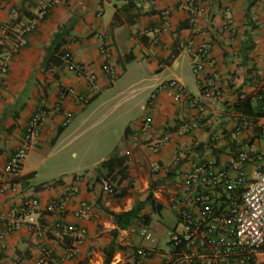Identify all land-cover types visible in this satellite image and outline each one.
<instances>
[{
  "label": "crops",
  "instance_id": "0c3cea01",
  "mask_svg": "<svg viewBox=\"0 0 264 264\" xmlns=\"http://www.w3.org/2000/svg\"><path fill=\"white\" fill-rule=\"evenodd\" d=\"M48 1L5 0L6 6L0 8V26L16 29L27 25ZM52 1L53 7L37 23L23 47L15 53L5 47L0 49V62L7 60L6 73H0V172L18 148L36 109L42 106L47 112L21 169L14 176L4 177L7 191L0 195V233L4 234L0 240V264H35L43 250L49 252L47 264H104L112 245L120 249L113 253L110 264H135L136 248L153 250V241L136 245V241L144 239L139 233L142 226L135 224L119 231L104 210L129 211L145 200L153 184L154 195L169 196L182 173L207 158H213L217 168H222L230 156L251 145L264 152V105L255 90L264 77V0ZM227 6L235 34L222 28ZM12 9L17 13L12 14ZM71 23V41L64 51L74 64L86 65L96 73L93 94L89 93L88 78L75 75L67 66L42 70L45 49L58 29ZM251 28L253 48L246 50L244 35ZM161 30L159 36L157 32ZM184 42H191L193 48L208 43L213 67L200 74L194 72L195 57L181 49ZM102 46L110 50L109 59L100 53ZM107 64L114 69V76L103 70ZM168 81L183 85L203 112L191 108L186 100H176L171 89L161 88ZM210 82L221 89L220 99L201 95L202 88ZM65 88H73L83 100L78 103L76 96L61 97L60 91ZM128 91L130 96H124ZM114 102L115 107L125 109L126 115L134 109L144 115L124 130L116 153L126 160L128 177L119 187L111 183L116 192L109 195L102 190L106 179L96 175V167L66 177L64 173H54L53 166L60 155L57 148L63 142L61 138L73 119L81 115L82 124ZM259 111L263 115L258 116ZM65 112L72 115L68 122ZM236 116L245 118L249 128L232 135ZM192 122L203 127L177 136L183 125ZM227 133L225 139L212 143L213 137ZM169 134L172 138L153 153L151 146ZM77 157L72 153L73 159ZM156 164L160 170L153 172ZM252 170L247 166L248 175ZM80 175L85 180L78 183L75 177ZM75 185L78 191L71 195ZM123 187L125 195L118 197ZM29 199L39 202L36 227L23 225L16 232L5 233L6 225L16 219L13 210ZM55 200H65V209L51 210ZM80 202L88 203L91 211L88 216L75 218ZM163 206L168 207V203ZM144 212L153 221L148 207ZM56 224L82 228L85 238L76 241L69 235L57 237L53 230ZM146 228L151 229L152 222ZM72 247L77 255L65 260V253Z\"/></svg>",
  "mask_w": 264,
  "mask_h": 264
},
{
  "label": "built area",
  "instance_id": "2783aa9c",
  "mask_svg": "<svg viewBox=\"0 0 264 264\" xmlns=\"http://www.w3.org/2000/svg\"><path fill=\"white\" fill-rule=\"evenodd\" d=\"M6 6L5 0H0V8ZM53 1L42 6L34 20L27 25L11 28L8 25L0 26V49H10L15 53L27 42V37L34 31L38 22L43 21ZM16 14V10H11ZM169 12H164L167 18ZM223 30L235 34L233 18L229 6L224 9L222 22ZM163 30L158 31L160 36ZM183 51L193 53L195 57L194 72L202 73L205 68H212L213 62L209 58L210 45L202 43L193 48L191 42L180 44ZM110 50L107 46L100 48V53L105 59L110 58ZM67 68L77 76L86 77L89 81V93L93 94L96 86V73L88 66L74 64L70 56L66 54ZM103 70L115 75L114 69L108 64ZM7 71V60L0 62V73ZM161 88H169L174 91L176 100H186L188 105L197 112L202 113L203 107L198 101L188 95L180 83L168 81ZM257 98L264 101V77L262 83L255 85ZM201 95L207 99H220L221 89L214 82L207 83L201 90ZM61 97H75L73 88H65L60 91ZM76 102H81V97H75ZM47 116L46 109L39 106L30 118L25 134L11 156L10 160L0 172V195L7 191L6 175H16L23 164L31 147L35 143L40 129ZM65 122L71 119V113H64ZM236 124L232 135L243 133L249 128L247 120L241 116L235 117ZM202 124L192 122L183 125L178 130L177 136L201 129ZM229 133L212 138V143L225 139ZM231 135V134H230ZM172 138L167 135L151 146L153 153L159 152L161 147ZM247 166L253 168L252 174L246 172ZM160 170L159 165L153 166V172ZM234 173V175H232ZM85 180L84 175L76 176L75 181L80 183ZM102 190L114 195V187L109 180L102 183ZM174 191L169 195L168 208L174 213L177 226L168 233L170 249L166 251L153 248H136L137 262L135 264H264V152L257 151L253 145L246 150H241L230 156L222 168H217L213 158H207L200 163L193 164L187 171L182 173L179 180L174 184ZM78 191L75 185L70 194ZM65 200H55L50 204L51 210L62 211L65 209ZM39 202L29 199L13 210L16 219L6 225L5 233L16 232L23 225L29 228L36 227ZM91 206L86 202H80L78 210L74 213L75 218L88 216ZM57 237L69 235L76 241L83 240L86 231L75 226H63L56 224L53 228ZM140 236L151 239L148 229L142 228ZM4 237L0 233V240ZM77 255V250L72 247L64 255L65 260H71ZM49 252L42 251V257L35 264H47ZM112 264H117L112 263Z\"/></svg>",
  "mask_w": 264,
  "mask_h": 264
},
{
  "label": "rangeland",
  "instance_id": "374dc122",
  "mask_svg": "<svg viewBox=\"0 0 264 264\" xmlns=\"http://www.w3.org/2000/svg\"><path fill=\"white\" fill-rule=\"evenodd\" d=\"M130 94L131 91H128L124 96ZM114 105L115 102L107 104L82 124L81 115L73 119L61 138L63 142L57 148L60 155L55 159L57 162L56 167L53 166L54 173H64L66 177H70L74 173L91 171L97 168L100 161L118 151L126 127L144 114L140 109H134L131 115H126L124 108ZM72 153L77 154V159L72 158ZM154 197L161 206L169 201V196L165 193H156ZM176 226V217L167 206H163L160 214L153 213L152 228L148 229L153 239V248L162 251L170 249L168 233L175 230ZM141 231L142 229L139 233ZM148 242L151 240L145 238L143 241H136V245H147Z\"/></svg>",
  "mask_w": 264,
  "mask_h": 264
},
{
  "label": "trees",
  "instance_id": "16d2710c",
  "mask_svg": "<svg viewBox=\"0 0 264 264\" xmlns=\"http://www.w3.org/2000/svg\"><path fill=\"white\" fill-rule=\"evenodd\" d=\"M251 6L252 3L249 4L248 9H250ZM72 29L73 23L69 25L67 24L59 28L57 33L54 35L52 42L45 49V58L42 63V70L44 72L61 70L67 65V58L65 57L67 53H65L64 48L71 41L70 33ZM252 30L253 28L247 30L244 35L245 41L243 43V48H245L246 50H251L253 48V46H251ZM242 51H244V49ZM259 101H261L264 105L263 100ZM259 113L258 116L264 114V112L263 114ZM95 173L98 177H103L106 180H110L111 183H114L117 185V187H119L123 181H127L126 178L128 177V167L126 165V160L123 157L119 156L117 153H114L107 160L101 162L98 165V167L95 169ZM125 191L126 188L123 187V189L120 191V193L117 194V196H124ZM114 192H116L115 188ZM154 192L155 184H153V191H149L145 200L137 202L129 211L114 213L109 210H104V212L109 216V218L111 219L113 224L116 225L119 231L128 230L135 224L142 226V228L149 227L152 219L148 213L144 212L145 209L148 207L152 214H160L163 209V206L156 202ZM116 235L117 231L114 233L115 237ZM119 249L120 248L118 246L112 245L105 254L104 264H110L113 253Z\"/></svg>",
  "mask_w": 264,
  "mask_h": 264
},
{
  "label": "clouds",
  "instance_id": "9594fccd",
  "mask_svg": "<svg viewBox=\"0 0 264 264\" xmlns=\"http://www.w3.org/2000/svg\"><path fill=\"white\" fill-rule=\"evenodd\" d=\"M113 186V185H112Z\"/></svg>",
  "mask_w": 264,
  "mask_h": 264
}]
</instances>
